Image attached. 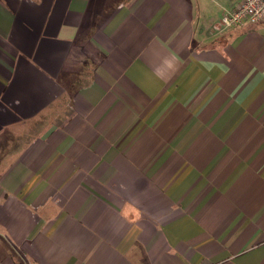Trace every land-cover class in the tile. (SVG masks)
<instances>
[{
    "label": "crops",
    "instance_id": "obj_1",
    "mask_svg": "<svg viewBox=\"0 0 264 264\" xmlns=\"http://www.w3.org/2000/svg\"><path fill=\"white\" fill-rule=\"evenodd\" d=\"M239 1L0 0V264H264Z\"/></svg>",
    "mask_w": 264,
    "mask_h": 264
},
{
    "label": "built area",
    "instance_id": "obj_2",
    "mask_svg": "<svg viewBox=\"0 0 264 264\" xmlns=\"http://www.w3.org/2000/svg\"><path fill=\"white\" fill-rule=\"evenodd\" d=\"M264 21V0H240L234 7L225 9L215 22V29H240Z\"/></svg>",
    "mask_w": 264,
    "mask_h": 264
}]
</instances>
